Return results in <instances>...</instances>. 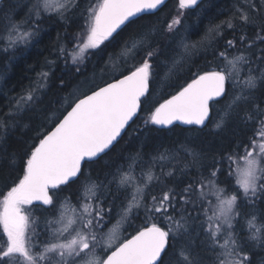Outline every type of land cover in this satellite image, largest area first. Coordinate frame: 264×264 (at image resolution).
<instances>
[{
	"label": "snow or ice",
	"instance_id": "obj_1",
	"mask_svg": "<svg viewBox=\"0 0 264 264\" xmlns=\"http://www.w3.org/2000/svg\"><path fill=\"white\" fill-rule=\"evenodd\" d=\"M164 3L27 0L23 24L11 9L3 13L0 44L7 52L30 43L39 36L45 17L54 16L62 27L69 22L76 24L77 17H82L84 23L77 25L78 31L69 34L65 27L53 45L56 59L68 64L70 58L73 75H82L81 65L88 56L103 59L108 47L105 42L117 41L122 25L135 23L131 18L151 13ZM197 5L198 0H178L181 12L167 22L166 31L179 32L183 10ZM144 27L131 44L125 39L121 46V55L136 61L120 71L122 78L113 77L112 82L88 87L87 91L77 84L60 98L59 107L50 108L43 99L50 72L42 71L14 104L9 101V111L0 115V151H5L9 130L18 126L24 115L41 117L23 155L19 159L15 153L8 156L17 175L11 178L10 186L5 184L7 191L0 192V264H255L254 250L264 252L261 0H238L232 16L210 25L199 41L189 43L180 38L175 55L166 62L165 75L187 63L189 79L170 98L148 109L141 126L143 131H151L150 125L166 128L176 121L206 126L212 118V104L227 98L214 124L220 131L233 125L240 130L234 146L210 159L191 145L175 153L162 151L152 157L146 170L141 169L139 177L135 175L142 160L138 151L124 158L127 167L84 175L85 163L107 155L123 139L129 122L142 110V97L151 90L156 74L153 61L160 53L150 42L154 27ZM225 28L232 30L233 36L220 45ZM141 52L143 56L137 60ZM201 53L205 65H196L193 71L192 57ZM55 63L46 59L44 66L50 69ZM209 64L213 65L211 70ZM64 84L60 78V86ZM188 169L195 171L189 174ZM78 181L75 203L71 196L60 197L62 186ZM221 183L225 187H219ZM141 217V225L134 227L132 222ZM241 219L244 227L238 230ZM128 229L134 234L125 236ZM259 264H264V256Z\"/></svg>",
	"mask_w": 264,
	"mask_h": 264
},
{
	"label": "trees",
	"instance_id": "obj_2",
	"mask_svg": "<svg viewBox=\"0 0 264 264\" xmlns=\"http://www.w3.org/2000/svg\"><path fill=\"white\" fill-rule=\"evenodd\" d=\"M92 2H95V0H92ZM239 2L246 3L247 0H239ZM261 2H264V0H261ZM26 3L27 0H3L0 3V10H2L0 11V29L3 26V13L9 11V9H11L12 13L17 14V19L23 24L27 19V9L24 7ZM237 3L238 0H203L195 9L183 10V15L181 16L183 23L178 26L179 32L169 34L166 31L167 22L181 12L178 7V0H169L155 14L141 16L134 20L135 23L127 24L119 31L120 36L117 41L110 44L105 42L108 44V47L103 59L89 55L84 64L81 65L82 75H73L75 69L72 67L70 60L66 64L64 59H56L53 45L56 42L57 34H63L65 27L68 28L69 34L76 32L79 30L77 25H83L84 19L77 17L76 24L69 22L62 27L54 16L51 19L45 17L40 26L41 31L39 36L35 37L30 43L18 45L7 52L4 51V45L0 44V115L9 111V101L14 104L15 98L22 95L30 82L35 81L37 74L42 71L50 72L49 89L46 90L47 95L43 97L44 104L50 108L59 107V103H62L60 98L65 97L77 84L84 87L85 80L88 83H95V86H102L106 82H111L113 77H120V71L118 74H115V69L120 66L131 68L136 62L125 55H121V46L124 40L128 39L131 44L132 38L138 32L142 33L146 30L144 26H147V29H153L154 27V30L150 32V42L154 48H158L160 54L153 61L154 72L156 74L152 78L150 92L142 100V110L124 133L123 139L107 155H102L96 161L84 164V175L91 173L92 176H96L98 173L115 171L120 165L127 167L124 158L138 151L142 155V160L135 171L137 177L140 176L142 168L147 169L152 157L162 151L170 150L175 153L181 147L191 145L210 159L220 151L234 146L237 136L240 135V130L235 125L223 131L215 127L216 114L222 111L227 98L220 100L218 104H212V118L203 128H181L179 126L160 128L150 125L151 131H143L141 126L143 125V120L146 118L148 109L154 108L176 93L179 87L184 85L186 80L189 79L188 67L190 65L187 63L181 67H177L171 75H165L168 71L166 62L170 61L175 55L173 50L177 47L180 38H185L189 43L201 40L210 25L218 24L232 16ZM13 5L15 7H12ZM232 36L233 31L225 28L223 39L219 41L220 45H223L224 41L231 39ZM68 47L71 50V45ZM110 53L112 54L111 60H109ZM142 56L143 52H141L140 56H137V60H140ZM46 59L55 60L56 63L49 69L44 66ZM192 60L195 61V64L191 65L193 71L196 70V65L200 67H204L205 65L203 53L192 57ZM105 61H108V63L105 64ZM212 67L213 65H208L209 70ZM70 68L72 69L71 73L69 72ZM101 69H104V71H101ZM124 74L126 75L127 72L125 71ZM101 75L104 77L102 81L96 82ZM60 78L64 80V86H60ZM232 94L233 89L230 85L229 96ZM32 115V113L24 115L19 125L11 128L7 133V140L4 144L5 151H0V192H6L7 188L5 184L7 183L10 186L11 178L17 175V172L10 167L8 156L15 153L19 159L28 145L32 143V138L36 134V128L41 123L40 115H36L34 119H30ZM25 125L28 126L25 127ZM134 129L136 131H133ZM252 134V132H247V135ZM137 136H139V139L136 138ZM179 159L183 161L185 158L181 155ZM165 163L167 162L165 161ZM155 171L157 174L160 173L159 164H157ZM194 171L195 169H188L189 174ZM164 179L169 185L171 184V181H168L166 177ZM220 179L223 181L224 177L221 176ZM81 180H83V176H81ZM231 183H235V176L232 178ZM78 184L79 181L68 186H62L64 191L60 192V197L71 196L73 203H75L73 193ZM219 187H225V185L221 183ZM142 219L141 217L140 220L133 221L134 227H139ZM244 223V220L241 219L237 224V229L243 228ZM129 233L134 234L133 229H128L125 236L129 235ZM0 235H2V228H0ZM254 251L256 253L254 257L255 264H259L261 256H264V252H261L258 248Z\"/></svg>",
	"mask_w": 264,
	"mask_h": 264
},
{
	"label": "water",
	"instance_id": "obj_3",
	"mask_svg": "<svg viewBox=\"0 0 264 264\" xmlns=\"http://www.w3.org/2000/svg\"><path fill=\"white\" fill-rule=\"evenodd\" d=\"M3 0H0V3L2 2ZM169 0H165V3L163 4V5H161L160 7H159V9H157V10H153V12H151V13H142V14H140L139 15V17H141V16H145V15H150V14H155L156 12H158L167 2H168ZM203 0H198V5L202 2ZM197 5V6H198ZM197 6H193L192 8H190L189 10H192V9H195ZM131 19H133V20H135V19H137L136 17H133V18H131ZM128 23L126 22V25H127ZM126 25H122L121 26V29H123ZM121 29H118V32L121 30ZM127 75V74H126ZM119 78H122L121 76L120 77H118V78H116V79H119ZM112 82V81H111ZM110 83V82H109ZM102 86H104V85H102ZM175 94V93H174ZM173 94V95H174ZM148 94H146V96H147ZM145 96V97H146ZM145 97H142V100L145 98ZM168 98H170V97H168ZM167 98V99H168ZM139 113H140V111H139ZM138 113V114H139ZM210 115H211V109H210ZM137 118V117H136ZM136 118H134V120L136 119ZM133 120V121H134ZM133 121H130L129 122V126L132 124V122ZM208 122L209 121H206V125L208 124ZM129 126H127V129H128V127ZM173 126H179V127H181V128H188V127H195V128H203V127H205V126H197V125H186V124H183L182 122H179V121H176V122H174V124L173 125H170V126H168V127H166V128H170V127H173ZM157 127H160V126H157ZM160 128H164V127H160ZM125 133V132H124ZM124 133H123V135H124ZM103 155V154H102ZM101 155V156H102ZM97 159H95L94 161H96ZM35 203H38V202H35Z\"/></svg>",
	"mask_w": 264,
	"mask_h": 264
},
{
	"label": "rangeland",
	"instance_id": "obj_4",
	"mask_svg": "<svg viewBox=\"0 0 264 264\" xmlns=\"http://www.w3.org/2000/svg\"><path fill=\"white\" fill-rule=\"evenodd\" d=\"M53 2H57V0H53ZM69 60H70V58H69ZM123 68H124V66H120V67H118L117 69L114 70V73H115V74H118L119 71H121ZM116 70H117V71H116ZM115 71H116V72H115ZM103 78H104V77L101 75V76L99 77V79H98L96 82L102 81ZM94 84H95V83H88L87 85H84V87H81V90H82V91H87V88H88V87H94V86H95Z\"/></svg>",
	"mask_w": 264,
	"mask_h": 264
},
{
	"label": "flooded vegetation",
	"instance_id": "obj_5",
	"mask_svg": "<svg viewBox=\"0 0 264 264\" xmlns=\"http://www.w3.org/2000/svg\"><path fill=\"white\" fill-rule=\"evenodd\" d=\"M126 233V232H125ZM125 233H124V235H125Z\"/></svg>",
	"mask_w": 264,
	"mask_h": 264
}]
</instances>
